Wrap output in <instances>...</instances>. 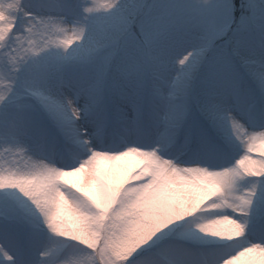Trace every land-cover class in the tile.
Masks as SVG:
<instances>
[{
	"label": "clouds",
	"instance_id": "clouds-1",
	"mask_svg": "<svg viewBox=\"0 0 264 264\" xmlns=\"http://www.w3.org/2000/svg\"><path fill=\"white\" fill-rule=\"evenodd\" d=\"M13 4L0 225L35 264H264V0Z\"/></svg>",
	"mask_w": 264,
	"mask_h": 264
},
{
	"label": "snow or ice",
	"instance_id": "snow-or-ice-1",
	"mask_svg": "<svg viewBox=\"0 0 264 264\" xmlns=\"http://www.w3.org/2000/svg\"><path fill=\"white\" fill-rule=\"evenodd\" d=\"M13 0H0V13L4 14V19L9 18V13L13 10ZM6 25L0 20V29ZM246 204L248 200L244 201ZM261 204H264V192L261 193ZM0 234H2L9 242V248L19 258L20 264H35L31 259L33 249L35 247V237L32 234L20 233L14 231L11 225H0ZM7 260L9 264L14 261L13 255L9 251H0V264H4Z\"/></svg>",
	"mask_w": 264,
	"mask_h": 264
},
{
	"label": "rangeland",
	"instance_id": "rangeland-1",
	"mask_svg": "<svg viewBox=\"0 0 264 264\" xmlns=\"http://www.w3.org/2000/svg\"><path fill=\"white\" fill-rule=\"evenodd\" d=\"M5 2H7V0H5ZM5 17H4V14H1L0 16V20H3Z\"/></svg>",
	"mask_w": 264,
	"mask_h": 264
},
{
	"label": "bare ground",
	"instance_id": "bare-ground-1",
	"mask_svg": "<svg viewBox=\"0 0 264 264\" xmlns=\"http://www.w3.org/2000/svg\"><path fill=\"white\" fill-rule=\"evenodd\" d=\"M1 14H3V13H0V16H1Z\"/></svg>",
	"mask_w": 264,
	"mask_h": 264
}]
</instances>
